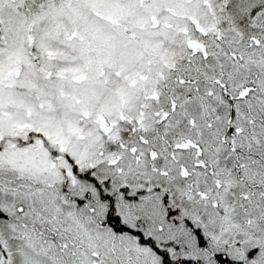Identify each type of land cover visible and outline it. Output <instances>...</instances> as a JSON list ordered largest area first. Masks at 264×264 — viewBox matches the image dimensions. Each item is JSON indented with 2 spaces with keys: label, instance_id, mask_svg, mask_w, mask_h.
<instances>
[{
  "label": "snow or ice",
  "instance_id": "1",
  "mask_svg": "<svg viewBox=\"0 0 264 264\" xmlns=\"http://www.w3.org/2000/svg\"><path fill=\"white\" fill-rule=\"evenodd\" d=\"M0 264H264V0H0Z\"/></svg>",
  "mask_w": 264,
  "mask_h": 264
}]
</instances>
